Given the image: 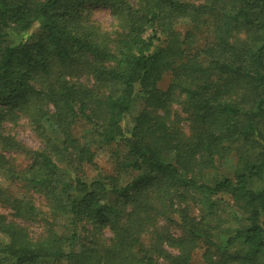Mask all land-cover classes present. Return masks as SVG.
Returning a JSON list of instances; mask_svg holds the SVG:
<instances>
[{
	"label": "trees",
	"instance_id": "trees-1",
	"mask_svg": "<svg viewBox=\"0 0 264 264\" xmlns=\"http://www.w3.org/2000/svg\"><path fill=\"white\" fill-rule=\"evenodd\" d=\"M263 175L264 0H0V264H264Z\"/></svg>",
	"mask_w": 264,
	"mask_h": 264
},
{
	"label": "rangeland",
	"instance_id": "rangeland-1",
	"mask_svg": "<svg viewBox=\"0 0 264 264\" xmlns=\"http://www.w3.org/2000/svg\"><path fill=\"white\" fill-rule=\"evenodd\" d=\"M89 7V9H88ZM83 9L87 11V9L90 11V18L94 21H97L104 29H111L112 28V16L110 9L108 7L104 6H87L84 5ZM185 24H182L181 27L185 28ZM167 82V78H165L163 85ZM143 108V105L140 100H135L131 104L130 107V112L132 115L138 114ZM7 132L13 136H15L20 142H22L26 147L36 149L41 146L39 140L37 139L36 135L32 131L31 127L28 126L27 122L25 120H20L16 124H7L5 125ZM88 130V125L84 123L83 121H80L77 123V125L74 127V132L78 136V138H82L85 140L84 142H90L91 147L93 151L95 152V160H94V166L92 165H86L83 167L82 174H85L86 176H93L97 174L98 172L102 173H112L115 163H116V158L113 155V148L110 145L106 144H101L97 140L93 139V135L86 133ZM6 156H9L13 158V162L16 165H19V167H25L30 163V159L22 153L18 152H8L6 153ZM228 170L227 165L222 167V170ZM0 183L5 184L3 179H0ZM256 183L259 186L264 185V175L261 176ZM36 202L38 206L44 210V205H43V200L41 197L35 195ZM2 209V208H0ZM1 211V210H0ZM2 212H6L5 210L2 209ZM220 213L224 214V218H226V222H232L234 221L231 217V215H226L227 211H223V209H220ZM33 224V223H32ZM31 228H35L34 225H30ZM224 226H229L227 223L224 224ZM32 230V229H31ZM36 230V229H35ZM105 237L109 235L106 231L104 233ZM201 247V246H199ZM201 249H198L194 254H193V260L192 264H200V254H201Z\"/></svg>",
	"mask_w": 264,
	"mask_h": 264
}]
</instances>
